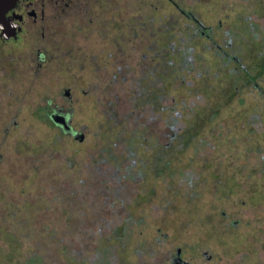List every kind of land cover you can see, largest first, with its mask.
<instances>
[{
	"label": "rangeland",
	"instance_id": "1",
	"mask_svg": "<svg viewBox=\"0 0 264 264\" xmlns=\"http://www.w3.org/2000/svg\"><path fill=\"white\" fill-rule=\"evenodd\" d=\"M78 1L0 47V264H264V0Z\"/></svg>",
	"mask_w": 264,
	"mask_h": 264
},
{
	"label": "flooded vegetation",
	"instance_id": "2",
	"mask_svg": "<svg viewBox=\"0 0 264 264\" xmlns=\"http://www.w3.org/2000/svg\"><path fill=\"white\" fill-rule=\"evenodd\" d=\"M169 1L174 4V7L178 9L182 15L187 18H192L199 23L198 16L195 15V12L182 9L174 0ZM193 1L203 2L202 0ZM84 6V1L80 2L78 0H17L15 5L0 18V25L3 26V29L0 30V47L21 40V42L25 41L27 45L25 49H27L30 40L37 34L35 33V26L38 24L42 25L40 33L42 38L45 39V37H47L44 30L45 24L51 20L52 14H64L67 16L68 12L71 10L81 9V7ZM73 13L78 12L74 11ZM79 14L82 13L79 12ZM199 16L201 15L199 14ZM13 25L15 26L13 27ZM199 26L205 27L203 22L199 24ZM39 53L40 52H37V57H39ZM177 258V263H184L180 257V252H177Z\"/></svg>",
	"mask_w": 264,
	"mask_h": 264
},
{
	"label": "water",
	"instance_id": "3",
	"mask_svg": "<svg viewBox=\"0 0 264 264\" xmlns=\"http://www.w3.org/2000/svg\"><path fill=\"white\" fill-rule=\"evenodd\" d=\"M16 1L17 0H0V18L15 5Z\"/></svg>",
	"mask_w": 264,
	"mask_h": 264
},
{
	"label": "clouds",
	"instance_id": "4",
	"mask_svg": "<svg viewBox=\"0 0 264 264\" xmlns=\"http://www.w3.org/2000/svg\"><path fill=\"white\" fill-rule=\"evenodd\" d=\"M15 25H13V27H14ZM3 29V26L2 25H0V30H2Z\"/></svg>",
	"mask_w": 264,
	"mask_h": 264
}]
</instances>
